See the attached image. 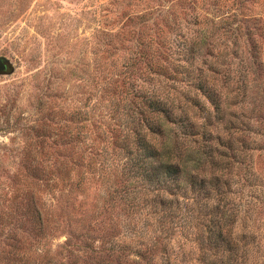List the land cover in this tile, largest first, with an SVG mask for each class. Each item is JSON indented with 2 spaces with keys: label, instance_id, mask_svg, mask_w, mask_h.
Instances as JSON below:
<instances>
[{
  "label": "trees",
  "instance_id": "trees-1",
  "mask_svg": "<svg viewBox=\"0 0 264 264\" xmlns=\"http://www.w3.org/2000/svg\"><path fill=\"white\" fill-rule=\"evenodd\" d=\"M162 2L139 0L144 13L123 14L118 30L99 32L104 58L93 63L87 112L53 108L48 100L57 95L50 90L39 99L45 120L35 145L41 153L21 159L20 177L34 181L33 188L44 182L54 189L59 215L79 210L78 203L69 207L74 192L99 184L93 210L86 207L80 218L61 220L67 230L59 245L65 260L81 251L94 264H157L155 254L167 246L161 231H150L144 242L129 238L137 237L141 216L157 223L167 211L187 206L196 230L197 264H245L247 251L233 229L241 214L264 213V165L257 163H264V23L253 15L258 32L247 30L245 45L238 40L227 45L207 64L209 73L194 77L197 94L181 104L184 97L163 92L161 81H153L169 80V72L176 76L186 66L161 49L164 38L160 44L144 43L131 31L132 40L119 39L133 16L141 26L151 22L155 27L160 19L166 23ZM199 46L185 45V54L192 56L188 60ZM120 53L126 55L117 57ZM169 56L175 69L168 66ZM101 102L100 116L94 109ZM75 116H81L83 131L73 126ZM37 196L31 191L28 204L41 231L47 219L36 206ZM126 231L135 233L124 242L119 238Z\"/></svg>",
  "mask_w": 264,
  "mask_h": 264
},
{
  "label": "rangeland",
  "instance_id": "rangeland-1",
  "mask_svg": "<svg viewBox=\"0 0 264 264\" xmlns=\"http://www.w3.org/2000/svg\"><path fill=\"white\" fill-rule=\"evenodd\" d=\"M111 1L0 0V57L5 58L8 65L6 73L0 74V264H94L81 251H74L65 260L66 253L59 245L67 232L61 220L80 218V211L86 207L93 210L100 192L99 184L93 183L89 191L74 192L69 207L78 208V203L79 210L59 215V209L54 208L57 192L50 186L46 188L44 182L43 187L39 184L40 188H33L34 181L23 180L20 173H23L21 159L25 155L39 156L41 153L35 145L45 120L39 99L50 90L57 95L48 100L53 108L87 112L91 107L88 92L93 63L95 59L104 58L99 53L103 40L99 32H115L125 21V18L121 20L123 14L140 16L146 9L144 3L138 5L139 0H128L130 7H126L127 0ZM162 3L166 23H160V19L155 27L151 22L141 26L133 16L124 25L126 35L119 39L132 40L131 31L138 32L139 40L144 43L158 41L156 43L160 44L164 38L162 44L170 50L164 46L161 49L166 54L172 52V59H183L186 66L177 69L176 76L169 72V80L168 77H154L153 81H161L163 92L180 100L184 97L181 104L188 103L192 95L197 94L194 77L209 73L207 64L223 54L227 45L231 48L235 40L245 45L247 30L258 32L257 25L252 22L253 15L261 17L264 23V0H163ZM192 41L201 46L191 61L188 59L192 56L185 54L184 49ZM122 55L126 54L120 53L117 57ZM226 60L231 58L226 57ZM175 65L169 56L168 66L175 69ZM218 84L223 86L221 81ZM103 103L94 109L100 116L104 114ZM72 123L83 131L81 116H75ZM30 127H34V131H30ZM257 163L261 167L264 165L263 159ZM33 190L38 194L36 206L42 211V218L47 219V222L42 219L45 228L41 231L36 226L37 216L28 204L29 193ZM188 211L187 206L169 210L157 223L141 216L143 224L138 226L137 237L129 238L135 232L126 231L119 239L144 242L150 231L154 235L161 231L167 246L163 254L156 252L157 264H197L196 230L191 228ZM233 237L247 251L245 264L261 263L264 259V213L241 214Z\"/></svg>",
  "mask_w": 264,
  "mask_h": 264
},
{
  "label": "water",
  "instance_id": "water-1",
  "mask_svg": "<svg viewBox=\"0 0 264 264\" xmlns=\"http://www.w3.org/2000/svg\"><path fill=\"white\" fill-rule=\"evenodd\" d=\"M8 69L7 60L3 57H0V74L6 73Z\"/></svg>",
  "mask_w": 264,
  "mask_h": 264
}]
</instances>
